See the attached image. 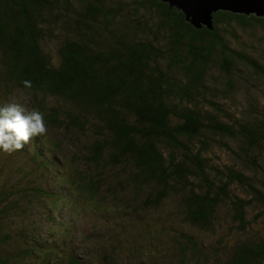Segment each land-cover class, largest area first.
I'll return each mask as SVG.
<instances>
[{
    "label": "trees",
    "instance_id": "obj_1",
    "mask_svg": "<svg viewBox=\"0 0 264 264\" xmlns=\"http://www.w3.org/2000/svg\"><path fill=\"white\" fill-rule=\"evenodd\" d=\"M260 82L264 16L195 28L159 0H0V106L66 134L31 140L32 169L0 151V264H264ZM64 192L122 204L124 221L168 205V241L98 231L78 249Z\"/></svg>",
    "mask_w": 264,
    "mask_h": 264
},
{
    "label": "rangeland",
    "instance_id": "obj_2",
    "mask_svg": "<svg viewBox=\"0 0 264 264\" xmlns=\"http://www.w3.org/2000/svg\"><path fill=\"white\" fill-rule=\"evenodd\" d=\"M252 46H254L255 48H258L261 46V44L258 42H253ZM256 90H257L256 96H257L259 103L264 105V82H260L256 86ZM21 106L26 107V104L24 103ZM44 136H47L48 141L51 140L50 139L51 137H62V139L64 140L66 134L64 132L62 133L59 131L54 132V130H52V132L47 131ZM34 142L31 141L29 144L25 145L23 150H21L20 152L17 151L19 153H15V157L10 156L12 158H10L9 163L16 164L17 168H25V169L34 168L35 163L32 162L27 157L28 153L32 154V151L35 148L34 146L38 144L37 142L35 143ZM73 145H74V142L63 143L61 146L63 148H66L64 150L67 151V154H68L76 150ZM60 158L63 160L65 165L69 167L68 161L65 159V157L60 156ZM5 161L8 163L7 159ZM42 183H44L43 180H42ZM125 190L127 189L119 188L118 192L123 193ZM64 194L67 195L66 196L67 201L64 202L66 204V207H62L64 211V213L62 214L64 215L69 211L70 216L73 220L71 223L72 230L68 231L67 236H71L72 234L74 235L73 242L72 241L71 242L78 249L82 248V246L80 245V241H79L81 236L86 235V238L89 239L87 243L90 245L91 238L95 237L98 231L103 232V233H106L108 231L109 234H113V233L120 234L122 241L128 244L131 243L130 240L132 238H138L136 245L138 246L139 250H143V251L153 250L154 246H156L157 244H160L161 242L165 244L168 241V239L165 238V236L163 237V234H161L162 238L159 236L160 229L162 231V229L166 227V224H168L167 222H170L169 217L166 215L170 211L168 205L160 211L159 210L153 211V212L149 211L148 213L142 212L138 214L129 212L133 214L134 216L131 214L124 215L126 218V221H124L121 218V215L127 211L124 210L125 206L122 204L113 206L112 204L106 203L103 205L95 206L93 204L94 202H91L88 199L87 200L83 199L78 194L75 196V195L65 193V192L62 193V195ZM82 207L84 208L82 209ZM112 208H115V210H112ZM117 209H120L123 212L116 211ZM127 210H130V209H127ZM144 212H147V211H144ZM22 214L25 215V213H22ZM59 216H62V215L60 214ZM63 218H64L63 221H66L70 224L69 216L68 217L63 216ZM140 218H143L147 222L148 225L146 227L142 228V225H141L142 221L139 220ZM39 221L40 220H38L36 223L38 224ZM15 224L21 225L22 222L19 223V221H17V223ZM122 225L123 227H121ZM115 226H118L121 228H118ZM54 227L60 228L59 224L55 225ZM110 231H112L113 233ZM46 234L49 235L50 233H46ZM141 235L142 236L144 235V236L142 237ZM207 239H211V238L207 237L206 240ZM89 245L87 249H90ZM142 256L143 255H139V257H142ZM93 262L95 263L96 260H94Z\"/></svg>",
    "mask_w": 264,
    "mask_h": 264
},
{
    "label": "clouds",
    "instance_id": "obj_3",
    "mask_svg": "<svg viewBox=\"0 0 264 264\" xmlns=\"http://www.w3.org/2000/svg\"><path fill=\"white\" fill-rule=\"evenodd\" d=\"M25 87L31 81H22ZM47 132L44 115L38 109L29 110L17 103L0 106V151L12 154L24 149L32 139Z\"/></svg>",
    "mask_w": 264,
    "mask_h": 264
},
{
    "label": "water",
    "instance_id": "obj_4",
    "mask_svg": "<svg viewBox=\"0 0 264 264\" xmlns=\"http://www.w3.org/2000/svg\"><path fill=\"white\" fill-rule=\"evenodd\" d=\"M182 13L195 28H211L212 13L225 10L244 15L264 16V0H159Z\"/></svg>",
    "mask_w": 264,
    "mask_h": 264
}]
</instances>
